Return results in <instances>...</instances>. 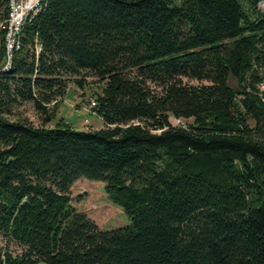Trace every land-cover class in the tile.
I'll list each match as a JSON object with an SVG mask.
<instances>
[{
	"label": "trees",
	"instance_id": "obj_1",
	"mask_svg": "<svg viewBox=\"0 0 264 264\" xmlns=\"http://www.w3.org/2000/svg\"><path fill=\"white\" fill-rule=\"evenodd\" d=\"M247 2L44 0L0 73V264H264V0ZM68 75L103 84L102 128L11 119L33 101L52 120ZM82 177L131 223L73 207Z\"/></svg>",
	"mask_w": 264,
	"mask_h": 264
},
{
	"label": "rangeland",
	"instance_id": "obj_2",
	"mask_svg": "<svg viewBox=\"0 0 264 264\" xmlns=\"http://www.w3.org/2000/svg\"><path fill=\"white\" fill-rule=\"evenodd\" d=\"M244 6L252 12L250 4L247 0H242ZM259 7L263 8L264 4L259 3ZM69 85L64 96H60L59 101L50 107L54 111L52 120L44 123L43 115L36 109L33 101L18 103L15 106V116L11 119L22 118L28 119L35 126L54 127L60 118L71 123L75 128L83 129H99L103 127V123L98 115L92 110H88L89 100L95 98L101 92L102 83L97 78L87 76L84 79V86H79L76 81L82 78V75H68ZM188 81V78L184 79ZM192 83H198L192 80ZM230 84L237 88V81L230 79ZM91 103V102H90ZM85 119H89V125L85 124ZM175 124L176 119L171 117ZM186 123L190 120H185ZM182 124H185L182 122ZM71 204L78 211L84 212L89 218L95 221L102 230H112L119 227L127 226L131 223V219L124 208L110 199L103 181L92 180L85 177L78 179L71 189ZM4 241L0 238V244L4 245ZM10 248L15 252H20L21 247L12 243Z\"/></svg>",
	"mask_w": 264,
	"mask_h": 264
},
{
	"label": "built area",
	"instance_id": "obj_3",
	"mask_svg": "<svg viewBox=\"0 0 264 264\" xmlns=\"http://www.w3.org/2000/svg\"><path fill=\"white\" fill-rule=\"evenodd\" d=\"M44 0H7L4 8L0 9V73L11 68L16 52L22 45V33L26 22L33 19L41 11ZM36 48L37 57L42 51V45L38 42ZM59 100L44 104L53 107ZM91 105H95L96 99L92 98ZM90 104L88 110H91ZM183 120L176 119V124H182ZM89 119L85 124L89 125Z\"/></svg>",
	"mask_w": 264,
	"mask_h": 264
},
{
	"label": "bare ground",
	"instance_id": "obj_4",
	"mask_svg": "<svg viewBox=\"0 0 264 264\" xmlns=\"http://www.w3.org/2000/svg\"><path fill=\"white\" fill-rule=\"evenodd\" d=\"M92 104V103H91ZM94 106H96V103H95V105H91V108H93ZM181 124V123H180Z\"/></svg>",
	"mask_w": 264,
	"mask_h": 264
},
{
	"label": "crops",
	"instance_id": "obj_5",
	"mask_svg": "<svg viewBox=\"0 0 264 264\" xmlns=\"http://www.w3.org/2000/svg\"><path fill=\"white\" fill-rule=\"evenodd\" d=\"M100 118V117H99ZM101 119V118H100ZM101 121H102V119H101ZM102 123H103V121H102ZM86 129V128H85Z\"/></svg>",
	"mask_w": 264,
	"mask_h": 264
}]
</instances>
